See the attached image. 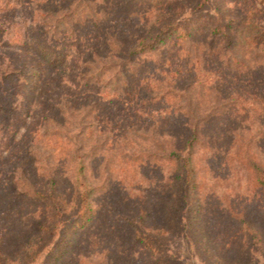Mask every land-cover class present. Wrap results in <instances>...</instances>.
<instances>
[{
  "label": "rangeland",
  "instance_id": "374dc122",
  "mask_svg": "<svg viewBox=\"0 0 264 264\" xmlns=\"http://www.w3.org/2000/svg\"><path fill=\"white\" fill-rule=\"evenodd\" d=\"M14 2L0 17L9 32L0 38V72L18 71L27 55L42 74L0 83L2 262L264 264V187L252 174L255 163L264 167V0H208L202 8L199 0ZM168 20L220 32L128 55L136 37ZM39 26L63 48L62 65L9 43ZM83 30L90 34L76 40ZM187 150L197 186L182 198L168 155ZM77 153L88 222L72 216ZM51 179L72 216L53 238L39 229L37 197ZM142 233L157 237L153 251Z\"/></svg>",
  "mask_w": 264,
  "mask_h": 264
},
{
  "label": "trees",
  "instance_id": "16d2710c",
  "mask_svg": "<svg viewBox=\"0 0 264 264\" xmlns=\"http://www.w3.org/2000/svg\"><path fill=\"white\" fill-rule=\"evenodd\" d=\"M2 5L0 6V17L3 16L4 13L8 12L9 10H13L14 6L16 5V2L8 3V0H0ZM135 1H148L152 4H163L164 0H135ZM208 0H199L198 7L202 8L206 5ZM0 3V4H1ZM10 6V7H9ZM161 8V7H160ZM160 11H164L161 10ZM162 22V21H161ZM160 22V23H161ZM171 21H166V23L163 24V26L159 27V24H154L151 27H149L145 33H142L138 37H136L132 45L128 49V55L131 57H138V55H142L145 53L153 52L159 48L160 45L166 44L171 42L172 40L177 39H189L192 34L196 33H207L210 36V32L214 35H217L218 28L216 25L210 26L209 24L199 23L195 25L194 27H184L182 24H175L170 23ZM74 25V24H73ZM73 25L70 26V29H72ZM76 26V25H75ZM185 29H184V28ZM7 26L3 25L2 18H0V38L5 34H8ZM225 33V31H224ZM223 33V34H224ZM50 32L47 31V29H42V26L38 27V32L35 36H25V37H19L18 35H13L11 41L9 42L12 44V46H18L22 50L26 51L29 47L33 48L35 53H37L39 56H42L46 63L49 65H56V64H63L65 62L66 57H64V51L61 45L52 37L49 36ZM64 34H67L65 32ZM72 34H75V31H73ZM89 32H86L85 30L79 31V34H75V39H85V35H89ZM71 36V35H69ZM9 39V38H8ZM8 43V44H9ZM19 56V55H18ZM20 61L18 64V71L10 70L5 72H0V83L6 79L11 80L8 81L11 83V85L14 86H20L22 83H30L33 81V83L36 81L41 80V71L39 68V65L37 61L32 59L33 61L31 63L28 62V58H30L27 55L19 56ZM18 58V60H19ZM58 67V66H57ZM28 68V71H26ZM25 72V73H24ZM27 74V75H26ZM3 110H0V114L3 115ZM191 137L187 138V141L190 140ZM172 154V155H171ZM168 159L170 161H173L174 164H176V169L174 171V182L175 185L182 186V190L184 193L181 192L182 198H185L186 196L190 195H196L195 189H196V173L195 169L192 165V153L191 150L185 151V153H180L176 151H172L170 155H168ZM74 171H73V183L75 187V207H73V215L75 216V219L79 218V220H85L88 222L90 219L89 216L84 217L88 212H90V190H88V183L85 177L84 173V160L81 153L75 154L74 158ZM252 174L254 182L258 187H264V167L259 164H254L252 166ZM57 185L58 182L56 180L51 179L49 181V189L48 193H42L39 192L37 194V197L41 196L42 200V206L45 214V220L39 224L40 231H44L42 233H47L49 235L53 236L56 235L58 232L61 234L64 231L65 228V220L64 217L70 218L68 211L61 206V202L58 200H63L62 198H58L53 196L54 193L57 192ZM186 186V188H185ZM181 190V191H182ZM175 192V191H174ZM177 193V192H176ZM49 194V195H47ZM191 197V196H190ZM189 197V198H190ZM190 211H188L189 213ZM169 213V212H168ZM178 213L180 215V211L178 210ZM171 214L167 215L168 217H174L170 216ZM179 216L175 217L178 218ZM182 217V216H181ZM63 219V220H62ZM176 224V223H175ZM178 226L182 224L180 221L178 222ZM85 224H82L81 226H84ZM41 233V234H42ZM257 235V234H256ZM252 235V233H241V236L243 239H248V237L256 236ZM246 237V238H244ZM157 237H153V235L142 233L139 236L140 242L144 244V247L150 250H154L153 245L155 246V242ZM50 243V241H48ZM47 244V248L49 249L50 245ZM66 244V245H65ZM62 247L66 248L67 243H65ZM168 260V259H166ZM0 264H4L2 262V258L0 257Z\"/></svg>",
  "mask_w": 264,
  "mask_h": 264
}]
</instances>
